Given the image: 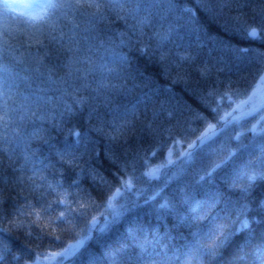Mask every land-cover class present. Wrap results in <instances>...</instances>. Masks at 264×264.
<instances>
[{"label": "snow or ice", "instance_id": "6c2138e0", "mask_svg": "<svg viewBox=\"0 0 264 264\" xmlns=\"http://www.w3.org/2000/svg\"><path fill=\"white\" fill-rule=\"evenodd\" d=\"M258 8L249 0H0V153L7 154L11 163L16 149L22 147L23 151V163L13 169L20 175L10 183L4 178L9 190H0V219L8 220V227L0 231L23 229L25 209L29 210L27 217L36 215L39 220L50 214L55 204L65 210L49 216V225L65 224V231L72 232L76 227L72 205L76 204L81 214L94 205L91 192L82 187L86 179L99 189L97 196L111 209L115 221L128 209L125 205L115 207L113 200L122 190L134 189L141 167L145 171L140 174L149 180L158 179L162 168H176L145 203L160 198L170 183L183 182L173 199L189 210L188 216L180 217L190 237L185 264H190L193 256L207 258L212 264L226 246L245 233L253 235V242L236 244L230 264H241L242 258L244 264H264V0ZM113 16L125 22V31L113 28ZM129 18L134 23L129 24ZM214 25L238 35L241 42L261 41L259 50L228 45L238 57L252 53L248 60L253 65L251 79L243 87L239 79L222 76L223 66L201 60L193 48L190 33L210 31ZM125 48L129 51L124 52ZM134 60L158 65L157 75H164L170 85L164 92L171 93L182 84L196 98V107L182 109L183 119L178 118L172 96L154 90L150 77L133 74ZM97 74L99 78L92 79ZM21 80L29 85L27 93L18 90ZM32 82H36L34 89ZM136 89L142 94L136 104L109 107L111 120L93 122L98 117L97 101L103 98L110 105L112 94ZM248 89L251 94L235 103L231 113L219 114L224 99L234 103L232 98ZM253 116L258 117L256 122L244 128L243 123ZM35 120L48 121L51 129L27 131L28 122ZM237 127L240 131H235ZM50 130L62 137V147L50 143ZM249 132L252 137L245 144ZM190 136L194 139L178 160L171 159L174 153L169 149L164 163L148 167L150 152L163 153L168 140L174 148ZM100 138L104 141L102 155L96 151ZM257 138L258 155L249 153L250 158L244 159L243 153ZM33 140L48 144L49 156H38L39 148L31 147ZM94 159L104 160L115 171L105 176L92 166ZM49 169L53 171L48 173ZM193 191L206 196L197 200ZM53 193L61 199L47 201ZM72 195L75 198L69 199ZM33 202L40 205L39 211ZM160 207L174 209L175 204L165 198ZM95 221V216L88 221L89 231ZM105 221L101 231L109 227L108 217ZM142 227L137 224L128 231L138 232ZM56 231L53 228L49 238ZM84 231L80 230L81 239L76 243L51 253L37 250L27 259L0 242V264H48L53 260L55 264H75L88 238ZM60 239L55 236L56 241ZM159 242L161 238L154 235L137 241V247L143 253ZM102 256L103 261L96 253L90 254L88 264H122L120 249L106 247ZM145 264H172V258H153ZM201 264H205L203 259Z\"/></svg>", "mask_w": 264, "mask_h": 264}, {"label": "trees", "instance_id": "16d2710c", "mask_svg": "<svg viewBox=\"0 0 264 264\" xmlns=\"http://www.w3.org/2000/svg\"><path fill=\"white\" fill-rule=\"evenodd\" d=\"M249 3L257 5L258 11V6L261 3V0H249ZM224 11L225 13H228V9H225ZM246 11L250 12V9H246ZM112 19L114 21L113 28L116 31L126 30L125 22L123 20H116L115 16H113ZM128 23L131 24L134 23V21L129 18ZM222 23L223 20L221 21V24ZM108 34L110 35L111 33ZM189 38L193 48L197 50L201 60L213 65L223 66L225 68L222 76L231 75L233 80L239 79L241 82V87H243L246 80L251 79L250 70L252 69L253 65L248 63V60L252 53H249L246 56L238 57L229 51L228 45L231 44L233 47L239 45L250 47L254 50H259L261 48V41L251 44L247 42H241V38L238 35H234L232 32L226 31L219 25H214L210 31L201 29L199 32H192L190 33ZM123 51L128 52L129 49L125 48ZM131 70L133 74L137 75L138 77H150L152 80L153 89L158 91L161 95L172 96L171 102L177 111L178 118L183 119V116L181 115L182 109H185L186 107L194 109L196 107V98L193 97L191 93L184 90L182 84L176 85L171 93L164 92L165 86L169 85V81L165 79L164 75H157L159 72V66L154 62L137 63L134 60ZM98 78L99 74H97L95 77H92V79ZM35 87L36 82H32L31 88L34 89ZM93 87H95L94 84ZM18 90L20 92L27 93L29 91V85L21 80L18 82ZM145 91H147V89H145ZM250 92L251 89H248L246 93L234 96L232 99L233 101L244 99L249 95ZM48 94L58 95V93L53 92H49ZM137 98L142 99V94L139 89L127 93L112 94L110 97V105L106 104L103 98H101L94 105L96 107L98 117H94L93 122L99 124L101 120H111L109 107H131L137 103ZM68 102L71 103L70 98H68ZM226 103L230 104L228 99H224L223 102L219 104L220 115H222L223 112L228 108L229 105ZM216 106L217 104L214 103L213 107ZM141 111H143L142 105ZM26 127L27 131L29 132H31L34 128L41 127L51 129V125L48 121L40 120L29 121ZM192 127L198 126L192 125ZM198 134L199 133H197V135ZM48 136L51 137L50 143L53 146H63L62 137H60L55 130H50L48 132ZM251 137L252 134L250 132L247 133L246 137L243 139V143L248 144L251 140ZM191 139H194V137L190 136L187 141H184L182 144H177H181L183 147H186L188 143L191 142ZM259 143L260 140L257 138L255 144H253L243 153V158L249 159V153H251L253 156L258 155V149L256 145ZM31 147L39 148L40 151L38 156H49L50 149L48 144L33 140ZM172 148L173 143L171 140H168L166 146L163 149V153L157 151L150 152V159L147 162L148 167L151 168L152 166L162 164L165 161V156L169 152V149ZM103 150L104 141L102 138H100V143L96 151L102 155ZM179 158L180 156L174 158L173 160H178ZM87 159L88 157L85 156V160ZM44 162L47 163V160ZM21 163H23L22 147L16 149L11 163L9 162L7 154L0 153V190H9L8 186L4 183V178H7L10 183L15 176L20 175L19 171L14 172L13 169H18ZM91 164L94 167H98L105 176H108L110 171H115V169L110 168L109 164L102 159H94L91 161ZM177 167H179V165H177ZM52 171V169H49L48 173H51ZM144 171L145 169L141 167L140 172L136 174V180L134 181V187L139 190V196L134 194L135 192H129L130 195H123L119 199L116 207L119 208L121 205H125L128 211H126L123 216L115 221L112 220L111 209L107 208L105 204L100 202V199L97 196L99 189H97L96 185L92 184L90 180L86 179L82 184V187L91 192L94 198V205L90 206L88 211L84 214L79 212L76 204L72 205L71 211L76 213V227L72 232L65 231V229L68 227L65 224L49 225V216H57L61 211L65 210L64 208L54 204L53 211L50 214L41 216L39 220H37L36 215H32L30 218L27 217L29 210L25 209V227L21 230L11 229L8 232L0 231V242L7 243L12 253L21 255L24 259H27L29 257H34L37 250L43 253H49L62 249L68 243H74L75 241L81 239L80 230L85 229L84 235L88 238L85 239L84 243L82 244L81 249L79 250L80 254L75 258V264H88L89 255L95 253L97 258L103 261L104 257L102 256V252L106 247L120 249V258L122 264H145V262L150 259H160L166 256L172 258V264H185V261L189 260L187 245L189 243L190 237L188 236L187 225L180 220V217L188 216L189 210L185 205L178 204L176 203V200L173 199V197L176 196L178 190L183 187V182L170 183L160 198L156 200H148V203H145V200H147L148 197L152 195L153 189L163 185L164 180L167 179V176L175 172L176 168H162L160 171V177L158 179L152 180H149L147 177H144L140 174ZM29 174L30 173L26 172V175ZM65 187H67V184H65ZM18 190L19 189H17V191ZM69 191L74 194L76 190L70 189ZM112 192H115V188L112 189ZM14 195L15 193H13V196ZM192 195L195 199L202 200L205 198L206 193L200 192V194H197L195 191H193ZM225 195L228 194L225 193ZM73 198H75L74 195L69 197V199ZM165 198L169 199L173 204H175L174 209L160 207ZM29 199H31V197H29ZM59 199H61V197L55 193L47 196L46 198L47 201H57ZM19 203L23 204L24 200L21 199ZM134 204L135 206H133ZM33 206L36 211H39L40 205H37L35 202H33ZM220 207L222 208L223 204H221ZM217 211H219V209H217ZM212 214L214 215L215 213ZM2 216L3 212L0 211V217ZM93 216L96 217V222L98 225L96 227H92L89 231L88 221H91ZM105 217H108L109 227L106 231H101L106 223ZM29 221H31V227L28 226ZM137 224L143 226L142 230L130 233L128 231L129 227H135ZM204 224L206 225L207 221H205ZM7 227L8 220L0 219V228ZM53 228H55L57 231L51 238H49L48 233ZM256 230H259V226H256ZM27 233H31V235L28 236L26 235ZM56 235L61 237L59 241L55 240ZM154 235H158L161 238V242L149 246L145 252L141 253L137 247V241L143 239H152ZM38 236H42L43 239H38ZM244 242H253V235L251 233H245L239 240H236L232 246H226L225 249L221 251L220 255L213 259L212 264H230V262L234 260L233 254L236 250V244L243 245ZM98 249L100 250L99 252H97ZM9 259H11V257H9ZM201 259L205 261V264H208L207 258H196L195 256L191 258L190 264H201ZM21 264H23V261H21ZM241 264H244L243 258L241 260Z\"/></svg>", "mask_w": 264, "mask_h": 264}, {"label": "rangeland", "instance_id": "374dc122", "mask_svg": "<svg viewBox=\"0 0 264 264\" xmlns=\"http://www.w3.org/2000/svg\"><path fill=\"white\" fill-rule=\"evenodd\" d=\"M255 86V85H254ZM251 94V92L249 93V95ZM247 99V97L246 98H244V99H238V100H236V101H234V103H226L227 105H229L228 106V108L223 112V114L222 115H224L225 113H231L232 112V110H233V108L235 107V103H238L240 100H246ZM256 119H258V117H255V116H253V117H249L244 123H243V127L244 128H250L251 127V125L253 124V123H255L256 122ZM230 130H231V128H230ZM235 131H240V128L239 127H237L236 129H235ZM234 133V132H233ZM235 134V133H234ZM172 151H173V155L171 156V159H174V158H177L178 156H180V153L181 152H185V151H187V146L186 147H183L181 144H177V145H175V147L174 148H172ZM168 154V153H167ZM165 162V161H164ZM163 162V163H164ZM161 165V164H160ZM156 166H158V165H155V166H152V167H156ZM151 167V168H152ZM137 190L138 189H136L135 187H134V189L132 190V191H127V190H122L118 195H116L115 196V198H114V200H113V205L116 207V204H118V201H119V199L123 196V195H130L129 194V192H131V193H133V192H135L134 194H137ZM98 224H97V222L95 221V223H94V225L92 226V227H96ZM80 240V239H79ZM78 241V240H77ZM85 241V240H84ZM73 243V242H72ZM74 243H76V241L74 242ZM84 243V242H83ZM61 250V249H60ZM59 251V250H58ZM55 252V251H54ZM49 253H51V252H49ZM48 264H55V262H54V260L53 261H51V262H48Z\"/></svg>", "mask_w": 264, "mask_h": 264}]
</instances>
